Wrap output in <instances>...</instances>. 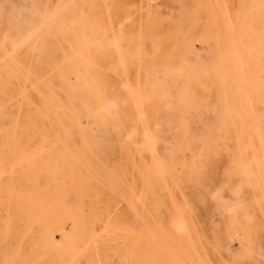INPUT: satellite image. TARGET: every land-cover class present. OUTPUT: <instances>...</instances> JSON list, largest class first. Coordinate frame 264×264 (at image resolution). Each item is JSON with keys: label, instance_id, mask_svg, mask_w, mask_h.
I'll return each mask as SVG.
<instances>
[{"label": "rangeland", "instance_id": "rangeland-1", "mask_svg": "<svg viewBox=\"0 0 264 264\" xmlns=\"http://www.w3.org/2000/svg\"><path fill=\"white\" fill-rule=\"evenodd\" d=\"M0 264H264V0H0Z\"/></svg>", "mask_w": 264, "mask_h": 264}, {"label": "bare ground", "instance_id": "bare-ground-1", "mask_svg": "<svg viewBox=\"0 0 264 264\" xmlns=\"http://www.w3.org/2000/svg\"><path fill=\"white\" fill-rule=\"evenodd\" d=\"M99 92H100V90H99ZM22 93H24V92H22ZM138 97V96H137ZM27 99V98H26ZM139 99V98H138ZM48 100V99H47ZM22 102V101H21ZM140 105V104H139ZM45 107V106H44ZM20 109V108H19ZM59 109V108H58ZM93 114H95V113H93ZM92 115V114H91ZM96 116V115H95ZM76 120V119H75ZM60 123V122H59ZM94 124V123H93ZM15 128V127H14ZM15 130V129H14ZM66 131V130H65ZM85 131V130H84ZM91 133H92V131H90ZM85 133V132H84ZM87 133V132H86ZM82 136H83V134H81ZM72 136V135H71ZM70 137V136H69ZM150 138V137H149ZM65 139V138H64ZM71 139V138H70ZM42 141V140H41ZM44 141H45V139H44ZM54 143V142H53ZM53 145V144H52ZM75 145V144H74ZM45 146V145H44ZM51 147V146H50ZM50 147H48V148H50ZM66 147V146H65ZM25 148V147H24ZM23 148V149H24ZM74 148V147H73ZM33 149V148H32ZM60 150V149H59ZM62 150V149H61ZM66 150V149H65ZM58 151V150H57ZM86 152V151H85ZM70 153H72V152H70ZM73 154V153H72ZM20 155V154H19ZM60 155V154H59ZM62 155V154H61ZM76 155V154H75ZM82 155V154H81ZM65 156V155H64ZM25 157V156H24ZM73 157V156H72ZM76 157V156H75ZM75 157H73L74 159H75ZM78 157V156H77ZM21 158V157H20ZM86 160V159H85ZM87 161V160H86ZM88 162V161H87ZM54 164V163H53ZM55 164H56V162H55ZM55 164H54V166L53 167H55L56 168V166H55ZM104 164V163H103ZM102 164V165H103ZM57 165V164H56ZM90 165V164H89ZM78 167V166H77ZM83 167H85L86 168V166L84 165ZM56 170V169H55ZM76 170H78V169H76ZM87 170V169H86ZM57 171H58V169H57ZM56 171V172H57ZM59 175V174H58ZM71 175H73V174H70V177H71ZM63 177V176H62ZM69 177V178H70ZM60 179H61V177H60ZM65 179V178H64ZM67 181V180H66ZM63 183H65L64 181H63ZM70 183V182H69ZM66 184V183H65ZM45 185V184H44ZM64 185V184H63ZM69 185V184H68ZM8 187H10L9 185H7ZM66 186H67V184H66ZM73 186H75V184L73 185ZM65 187V186H64ZM68 187V186H67ZM63 189V188H62ZM131 189V188H130ZM132 192V191H131ZM136 200H138V197H137V199ZM138 202V201H137ZM133 203V202H132ZM132 203H131V205H132ZM143 203V202H142ZM133 206V205H132ZM142 206H144V205H141V207ZM134 207V206H133ZM132 207V208H133ZM187 208V207H186ZM134 210H135V207H134ZM53 213H54V216H53V218L55 219V220H57L58 221V223L60 222L59 220H62L64 217H72V214L69 212V210L67 209V207H65L64 205H59L57 208H55V210L53 211ZM179 218L181 217L182 218V216H178ZM183 219V221H184V218H182ZM181 219V220H182ZM177 220V219H176ZM179 220V223H180V219H178ZM183 221H182V224L180 223V225L182 226V228L184 229L185 227H186V225L183 227V225L184 224H186L185 222H184V224H183ZM186 221V220H185ZM62 224V223H61ZM106 224V223H105ZM62 227H64V226H62ZM180 227V226H179ZM187 228V227H186ZM148 229V228H147ZM179 229V228H178ZM150 230V229H149ZM187 230H188V228H187ZM59 231H61V229L59 230ZM58 231V232H59ZM69 231H70V228H69ZM184 232L186 231L185 229L183 230ZM66 232V231H65ZM150 232V231H149ZM152 232V231H151ZM187 232V231H186ZM61 233V232H60ZM151 234V233H150ZM186 234V233H185ZM189 232L186 234L188 237H189ZM73 238V237H72ZM71 239V238H70ZM74 239V238H73ZM173 239V238H172ZM64 240V239H63ZM153 240H154V238H153ZM74 241V240H73ZM72 241V242H73ZM93 241V240H92ZM92 241H90V242H92ZM121 241V240H120ZM124 241V240H123ZM71 242V241H70ZM106 243V242H105ZM123 243V242H122ZM121 244V243H120ZM124 244V243H123ZM191 244V243H190ZM70 245V244H69ZM95 245V244H94ZM160 245V244H159ZM69 248L71 247V245L70 246H68ZM93 247V246H92ZM79 250V249H78ZM68 251V250H67ZM83 251V250H82ZM80 254V253H79ZM78 255V254H77ZM97 255V254H96ZM106 257V256H105ZM74 258H75V256H74ZM70 262H71V259L69 260ZM98 262H100V261H98ZM69 263V262H68Z\"/></svg>", "mask_w": 264, "mask_h": 264}]
</instances>
